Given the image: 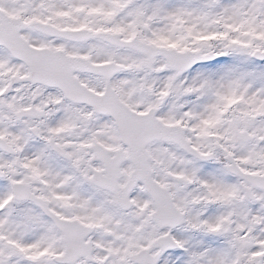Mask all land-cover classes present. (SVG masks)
<instances>
[{
  "label": "snow or ice",
  "instance_id": "snow-or-ice-1",
  "mask_svg": "<svg viewBox=\"0 0 264 264\" xmlns=\"http://www.w3.org/2000/svg\"><path fill=\"white\" fill-rule=\"evenodd\" d=\"M0 264H264V0H0Z\"/></svg>",
  "mask_w": 264,
  "mask_h": 264
}]
</instances>
